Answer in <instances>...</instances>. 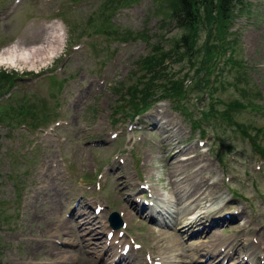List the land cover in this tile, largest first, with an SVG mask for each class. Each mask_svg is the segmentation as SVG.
Wrapping results in <instances>:
<instances>
[{"label": "rangeland", "instance_id": "374dc122", "mask_svg": "<svg viewBox=\"0 0 264 264\" xmlns=\"http://www.w3.org/2000/svg\"><path fill=\"white\" fill-rule=\"evenodd\" d=\"M76 1L77 5L68 0H0V50L18 44L27 47L30 38L44 44L56 28L63 48L52 63L37 62L32 70L28 64L0 68V264H86L91 253L78 245L76 223L64 219L77 197L105 211L95 229L103 233L107 248H117V240L111 244L106 239L108 218L116 213L125 227L118 230L119 237L140 246L135 256L144 264L156 251L148 240L144 248L139 227L152 224L144 218L131 224L132 230L126 229L120 208L127 198H115L119 189L116 170L132 173L139 180L137 189L145 192L138 199L140 204L148 202L152 192L165 201L169 190L167 184L161 188L156 182L154 175L162 169L155 157H161L168 142L175 148L178 139L183 141V152L172 153L168 162L171 157L176 161L181 156L192 157L181 160L183 177H212L217 197L224 193L221 201L238 203L230 212L238 213L236 218L221 226L225 241H236V234L228 228L231 225L239 231L241 245L256 244L260 237L264 245V0H243L234 5L229 11L231 23L220 20L217 3H207L198 12L203 22L192 29H177L175 19L158 11L164 0H137L118 6L109 17V26L113 19V25L124 33L122 39L109 41L108 31L103 30L106 22L97 21L87 25L91 35L102 34L97 35V41H89L83 33L79 42L76 32L67 27L74 24L72 18L80 22V17L91 16L85 15L93 4ZM80 4L83 13L77 12ZM61 8L66 10L63 19L59 17ZM137 34H144V40ZM183 34L199 39L197 54L188 57L180 49L177 53L175 43L182 41ZM219 40L227 49L208 77L204 67L210 64V56L205 44L212 47ZM149 42L158 45L159 51L151 53L153 59L147 68L140 61L148 55ZM172 50L173 55L167 57ZM231 59L242 66L232 68L227 64ZM166 65L169 69L159 67ZM194 73L197 76L192 79ZM161 75L165 78L160 79ZM176 77L184 81L182 88L217 86L220 100L216 103L239 99L236 108L240 114L231 109L232 117L248 125L247 131L227 124L220 112L198 120V108L205 106V100L183 104L165 90L167 85L174 86ZM156 86L160 87L158 92ZM243 87L249 91L243 93ZM21 95L29 97L37 112L30 116L4 112V105ZM131 100L133 107L126 108L124 102ZM212 108L215 106L209 104L205 110ZM154 112L169 115L182 135H173L170 130L166 140L159 130L142 125L145 115ZM161 159L167 163L165 156ZM115 166L119 168L114 174ZM147 173L150 179L146 184ZM148 186L151 191H146ZM67 188L70 205L63 201L57 209L51 203L53 195ZM91 212L96 215L93 208ZM73 239L75 243H71ZM185 241L187 246L194 244L190 239Z\"/></svg>", "mask_w": 264, "mask_h": 264}, {"label": "bare ground", "instance_id": "6f19581e", "mask_svg": "<svg viewBox=\"0 0 264 264\" xmlns=\"http://www.w3.org/2000/svg\"><path fill=\"white\" fill-rule=\"evenodd\" d=\"M35 40L36 38H30L27 47L18 44L1 49L0 68L5 65L14 67L15 64L19 66L28 64L29 69L32 70L37 62L50 64L63 52L61 36L57 28L49 36L46 43L38 44L34 42ZM213 66V63L208 65L207 73L211 72ZM213 87L216 91L217 86H208V88ZM151 109L152 107L149 108V111ZM171 119L169 115L157 112L145 115L148 126L159 130L166 140L169 139L170 130L173 135H182L180 127L173 124ZM178 141V145L173 149L170 147L172 142L166 143V146L162 148L161 157H155L161 164L160 168L162 169L161 172L154 175L156 182L161 188L167 184L169 190V198L165 201L152 192L148 202L140 204L138 199L143 198L145 192H140L141 189H137L139 180L134 179L132 173H124L118 169V166L114 167V174L115 170L118 169L115 176L116 184L118 183L119 186L117 192H114L115 198L116 200L119 197L127 198L121 203L120 208L126 229H131V224H137L139 219L144 220V218L152 224V227H139L141 233H138V236L144 248L146 249L145 241L148 240L152 242L153 250L156 251L152 252L153 256H148L144 264H198L197 261H204L203 264H249V262L251 264H264L262 237L258 239L256 244L250 241L246 242L245 245H241L243 243L238 235L239 231L231 225H228V228L231 231L233 230V234H236L235 243L226 242L222 236L225 228H221V226L231 218H236L238 213L230 214V212L233 213V205H238V203L233 199L221 201L225 194L223 193L217 197L216 191L212 189V177L200 179L198 177L190 178L188 175L183 177V171L185 172V170H183L184 162L181 160H183V157L186 160L192 157L181 156L177 161L176 158L171 157V161L168 162L172 153L179 154L183 152V141L181 139H178ZM164 156L166 157V164L161 159ZM136 176L138 177L137 174ZM145 179L147 184L150 179L149 173L146 174ZM134 189L138 191H134ZM151 189L148 186L146 191H151ZM68 194V188L65 192L58 191L54 193L51 200L52 205H55L57 209L63 201L70 205V202L66 200ZM76 199L77 201L72 202V207L68 210L67 217L64 219L76 223L74 235H80L78 245L82 251L83 248H86V252L91 253L86 257V264H95L96 261L107 264H142L139 258L135 256V250H139L140 246L134 241L128 242L126 239L119 237L120 231L118 230L125 227L117 229L107 227L106 231L112 232L111 244L116 240L118 244L117 248L113 245L108 248L105 247L102 240L103 233H99L95 229L98 227L99 221L104 218L105 211L100 212V216L95 215L91 212L92 208L95 209V205L88 204L83 198L77 197ZM80 205H83V208H80ZM240 213H242L241 210ZM248 227H253L251 221L248 222ZM213 230V235H210ZM252 233L256 235L255 230ZM65 234L66 237H71V235H67L68 231ZM185 237L194 241L191 247L187 246ZM94 240L96 243H91ZM75 242L73 239L71 243ZM64 243L68 244L65 241ZM72 258H75V256H72ZM76 258L78 259L77 255Z\"/></svg>", "mask_w": 264, "mask_h": 264}, {"label": "trees", "instance_id": "16d2710c", "mask_svg": "<svg viewBox=\"0 0 264 264\" xmlns=\"http://www.w3.org/2000/svg\"><path fill=\"white\" fill-rule=\"evenodd\" d=\"M132 1V0H131ZM127 0H93V7L90 10H86V12H92V15L94 16L90 20L87 21V18L84 19V17H80V22L76 21V18L71 19V23H74L72 26H69V28L72 31H75L76 33H81V31H84L86 28V24L91 25L97 22V20H103L108 17H110L112 14H114L115 9L119 5H124ZM96 3V4H95ZM207 3H217V9L220 12V20H223L227 23L232 22V17L229 13V11L232 10L233 6L236 4H242L243 0H164L163 3H161L158 7V11L160 10V13L165 14V17H170V19H175V22L177 24V29L179 27H185L188 29H192L195 27H198L203 21L201 20V16L198 14L200 11V7ZM78 12V11H77ZM82 12L83 11H79ZM63 12L61 13V15ZM67 14V12H66ZM213 14H216L213 12ZM68 15V14H67ZM86 16V15H85ZM76 17V16H73ZM84 24V26H82ZM118 35V36H123L124 33L120 32L118 29L114 31L113 36ZM137 37L140 39H144L145 35L144 34H137ZM183 44L185 43L187 46V49L185 52H183V55L185 56H193L197 54V48L196 45L199 41V39H190L188 35L183 34L182 38ZM219 40L215 45L208 46L205 44V50L206 54L210 56L209 58V63H213V67L216 68L217 62L220 61V59L223 56L224 51L227 49V46H225V43ZM202 49V46H201ZM159 50H156L155 52H158ZM203 55L205 52H203ZM150 56L151 53H150ZM153 59V56L151 57V60ZM145 67L148 68L149 63H142ZM227 64H230L232 68L237 66V68L240 67L238 63L235 62V60L231 59L230 62H227ZM222 69V68H221ZM218 69V70H221ZM208 70V65L204 67V71L206 72ZM239 70V69H238ZM157 72V71H156ZM156 72H153V74H156L158 77V74ZM224 71L222 70V73ZM165 75H161L160 79H164ZM185 78H188V76H185ZM184 82V81H183ZM183 84V83H182ZM182 84L174 83V86L167 85L165 87V90L170 92L173 96H175L178 100H183V103H186L190 101V97H188L191 93L193 92H199L200 94L196 95L197 100L200 101L204 97V95H208L207 100L212 101L215 96L213 94H217V91H214L213 88H208V86H212L210 84H202V86H196V85H183ZM159 86H156V90L159 89ZM189 89V90H188ZM245 91H249V88L243 90L242 92L244 93ZM220 100V99H218ZM240 100L237 98H232L229 101H225L224 103H216L215 102L214 106L215 108L205 110V108L208 106L200 107L198 108L200 110V114L202 115V119L204 120L206 117L211 118V115L220 112L224 120L226 121L227 124L229 125H235L237 127V130H243L244 132L247 131L248 125L244 124L242 120L236 119L237 117L234 116L232 117V111L231 109H235L237 114H240V110H238L236 107L239 106L240 104L237 103ZM213 105V104H212ZM225 108V109H222ZM255 141V139H254ZM253 141V142H254Z\"/></svg>", "mask_w": 264, "mask_h": 264}, {"label": "water", "instance_id": "95a60500", "mask_svg": "<svg viewBox=\"0 0 264 264\" xmlns=\"http://www.w3.org/2000/svg\"><path fill=\"white\" fill-rule=\"evenodd\" d=\"M114 217H116V214L114 215Z\"/></svg>", "mask_w": 264, "mask_h": 264}]
</instances>
